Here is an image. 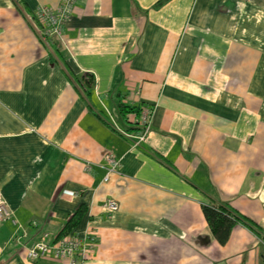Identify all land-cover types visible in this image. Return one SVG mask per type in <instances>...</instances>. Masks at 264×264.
<instances>
[{
    "label": "crops",
    "instance_id": "0c3cea01",
    "mask_svg": "<svg viewBox=\"0 0 264 264\" xmlns=\"http://www.w3.org/2000/svg\"><path fill=\"white\" fill-rule=\"evenodd\" d=\"M61 1L0 0V264H64L26 249L82 203L85 264H264L249 226L219 244L202 212L264 232V0H74L42 35L28 15ZM146 104L134 144L118 129Z\"/></svg>",
    "mask_w": 264,
    "mask_h": 264
},
{
    "label": "built area",
    "instance_id": "2783aa9c",
    "mask_svg": "<svg viewBox=\"0 0 264 264\" xmlns=\"http://www.w3.org/2000/svg\"><path fill=\"white\" fill-rule=\"evenodd\" d=\"M73 5L74 0H62L56 7L39 5L34 15H28V18L42 35H54L61 39L62 25L71 14ZM152 113V106L148 104L141 106L139 111L128 117L131 123L135 122L140 125V131L132 132L128 129H118L119 132L123 136L133 139L134 144H138L149 131ZM106 159L110 166L107 169L105 179L118 164V160L110 155H106ZM103 207L107 211H112L118 207V203L115 199L108 198L104 201ZM7 219H11V212L6 201L0 195V221ZM95 244L96 238L90 232L81 235L70 232L50 241L46 239V233H44L39 240L26 249V256L29 260H35L50 254L54 258L63 260L64 264H85V260L88 254L94 250Z\"/></svg>",
    "mask_w": 264,
    "mask_h": 264
},
{
    "label": "trees",
    "instance_id": "16d2710c",
    "mask_svg": "<svg viewBox=\"0 0 264 264\" xmlns=\"http://www.w3.org/2000/svg\"><path fill=\"white\" fill-rule=\"evenodd\" d=\"M163 1L164 0H159L158 3ZM119 107L120 112H126V110H128L123 104H119ZM132 109L133 107L131 110ZM84 210L85 207L82 203L75 209L73 214L64 223L58 237L73 231V228L80 222ZM202 212L210 232L219 244H225L227 242L230 232L236 223H243L249 226L254 232H256L258 237L264 241L263 229L260 226L254 224L251 220L234 211L225 202L216 204H203Z\"/></svg>",
    "mask_w": 264,
    "mask_h": 264
}]
</instances>
